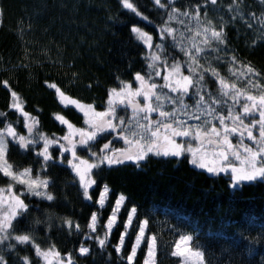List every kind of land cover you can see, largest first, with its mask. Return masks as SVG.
Masks as SVG:
<instances>
[{"label":"trees","instance_id":"1","mask_svg":"<svg viewBox=\"0 0 264 264\" xmlns=\"http://www.w3.org/2000/svg\"><path fill=\"white\" fill-rule=\"evenodd\" d=\"M231 2L218 0L212 5L207 0H172L170 7L189 13V16L177 15V19L169 22V26L176 29L174 41L172 37L159 38L158 29L167 19V13L155 6L153 0H134L147 20L123 8L120 0H0V112L6 114L0 116V129L11 124L20 135H28L24 116L9 107L12 103L9 88L21 98L23 110L39 121L38 131L49 138H59L68 132L67 127L54 118L55 114L63 115L76 128H85L83 114L73 106L65 108L55 89L47 84L54 83L68 96L83 104H92L96 111H104L109 90L118 88L121 80L138 86L134 81L136 73H152L151 82L160 86L161 78L156 77L154 71L167 68L173 60L181 62L185 75H189L188 57L181 49H191L193 43L204 47L199 43L202 36H194L204 27L219 30L223 25L225 42H213L211 49H205L199 57L200 64L215 68L229 83L235 82L237 87L259 94L260 88L251 87L248 81L264 86V0H237L229 10ZM197 5H200L199 22L194 18ZM181 20L184 23H180ZM132 25L153 35V43L163 44L164 51L145 47L130 31ZM152 51L161 55L166 64L157 62L156 69H149L148 57ZM244 65H250L259 75L233 76L229 71L245 72ZM4 81L8 82V87L4 86ZM204 83L206 90H201V94L205 96L206 105L214 98L222 101L212 105L216 110L213 116H227L229 108L236 113L245 102L241 98L234 104L229 97L221 96L220 85L208 73H205ZM157 91L175 95L161 87ZM198 98L192 90L190 96L184 97V103L189 106V114L201 115L199 121L180 113L179 104L165 102L164 110L170 112L175 107L177 117L188 125L220 127L219 119L197 110ZM118 111L126 120L133 116L124 107ZM255 119H258L255 113L245 118L246 122ZM253 133L258 136V127ZM7 139L9 162L18 170L31 167L33 176L40 173L42 178L48 179L47 190L54 196L52 201L31 195L22 197L30 210L16 222V234L30 231L42 248L55 245L62 256L70 253L74 264H127L126 257L138 228L129 229L130 235L125 238L120 254L115 252L114 245L124 231L127 210L133 206L137 208V224L139 220L148 219L146 235L157 237V264L181 263L171 252L183 234L193 236V244H198L204 252L206 264H264V181L242 182L233 187L231 175L211 174L196 168L189 163L187 154L179 159L149 155L139 168L126 162L93 169L97 183L89 190L92 199L87 200L78 178L67 164L69 153L64 154L67 159L61 163L56 159L58 146H52L50 152L54 159L45 169L42 158L36 155V151L43 148L42 141L25 151L11 138ZM109 141L115 147L122 145L120 138L103 134L93 149L98 152L100 142ZM86 152L80 149L78 155ZM9 184L13 182L0 174V188ZM105 185L110 191L101 208L97 200ZM13 191L20 193L24 186L13 184ZM121 194L126 197L125 206L108 242L100 248L95 239H86V235L104 236L106 221ZM93 212L98 214L95 233L88 229ZM65 220L79 224L80 231L69 228ZM8 243L15 242L0 245V254L9 264H19V257L23 256H29L34 264H43L30 245H17L16 251L10 253ZM82 244L90 249L88 255H80ZM146 251L147 246L143 244L135 264H143Z\"/></svg>","mask_w":264,"mask_h":264},{"label":"snow or ice","instance_id":"2","mask_svg":"<svg viewBox=\"0 0 264 264\" xmlns=\"http://www.w3.org/2000/svg\"><path fill=\"white\" fill-rule=\"evenodd\" d=\"M208 3L216 5L218 0H207ZM237 0H232L229 5V10L235 5ZM123 8L135 13L136 16L144 20L148 18L143 16V13L138 10L134 0H120ZM155 6L159 9H165L167 19L159 27V38L165 40L167 37H172L176 41V29L169 26V22L177 19V15L189 16L188 12L181 13L179 9L170 7L172 0H153ZM207 13L205 12V15ZM194 18L200 20V5H197V10ZM235 18V17H234ZM180 23H184L182 20ZM211 22H209L210 24ZM251 27V24L248 25ZM130 31L135 38L140 41L148 49H160L164 51V45L153 43V35L142 30L136 25H132ZM191 32V28L188 29ZM203 32V35H202ZM201 31L194 33L195 37H201L199 41L204 47L198 46L197 43L192 44L191 49L182 48L181 51L188 57L187 68L189 75H184L181 72V63L176 62L165 69L167 74L162 75L160 70H155L154 75L161 77L164 84L158 86L151 82L152 73L142 75L136 73L134 81L138 86L133 88L132 82L120 81L118 88H112L108 92L107 105L104 111H96L92 104H83L80 101L68 96L56 84H47L48 87L55 89L59 102L65 107L73 106L85 117L86 128H76L63 115L55 114L54 118L61 124L65 125L68 132L59 138H49L42 132L38 131L39 121L36 117L31 116L23 110V102L18 94L11 92L12 103L9 107L19 112L25 118V127L28 135H20L16 129L7 124L3 129H0V174L8 177L13 184L24 186V191L16 193L13 191V184H9L7 188H0V245H4L7 241L15 243L7 244V251L14 252L17 245H30L35 252V256L39 258L43 264H74L71 254L64 256L56 250L55 245L44 249L34 239L30 231L16 234V222L23 218L29 212V204L25 202L27 195L35 196L41 199L52 201L54 196L48 192L50 181L42 178L40 173L33 176L31 167L24 168L22 171L14 167L8 160L9 140L11 138L14 143H17L22 150H29L30 146L43 142V148L36 151V155L42 158V165L46 169L49 161L54 159L53 153L50 152L52 146H58L59 159L63 163L67 157L65 153H71V159H67V164L76 177L79 178V183L83 189L84 198L91 200L89 190L96 185V180L93 179V169L107 165L109 167L131 162L136 167H141V162L146 161L149 155L157 157H173L181 158L184 154H189L191 159L189 163L196 168L204 169L208 173L218 174L222 172H230L233 187L240 185L242 182L264 181V86L259 83L248 81L253 88H260L259 94H252L244 88L237 87L235 82L229 83L225 78L221 77L215 68H205L199 62V57L205 53V49H211L212 43L223 44L224 29L223 25L219 30L211 27H204ZM178 43V41H177ZM215 50V49H213ZM149 69H156L157 62L166 64V60L162 61L161 55L156 51H152L148 57ZM233 62L236 58L232 57ZM245 72L229 69L233 76H245L247 73L259 75L250 65H244ZM202 69V71H198ZM205 73L216 78L220 85V95L229 97L234 104L239 103L242 98L245 102L240 106V110L233 113L229 108L227 116H213L216 111L212 105L220 104L222 101L219 98L211 100L210 104L206 105L205 96L201 94V90H206ZM4 86L8 87V82L4 81ZM47 83V82H46ZM158 87L167 88L169 93L175 94L170 96L157 91ZM192 90H195V95L199 98L196 101L195 107L198 111L205 112L214 119H219L220 127L212 125L209 128H202L199 125H188L185 120L177 117V109L174 107L172 111L164 110L165 102L173 105L179 104V112L189 119L199 121L201 115L189 114L184 103V97L190 96ZM142 100L138 99L141 98ZM117 106L131 108L133 116L126 120L123 116L117 114ZM156 113L159 120H153L151 114ZM258 114V119L246 122L245 118ZM6 115L0 112V116ZM167 118V121L166 119ZM226 120L232 121V126L226 124ZM133 122L134 125H133ZM258 127V136L254 135L253 129ZM120 139L128 145L124 149H115L111 147L112 142L105 143L100 148L99 152L94 151V143L98 137L104 133L117 132ZM239 134L244 137L245 134L248 140L253 141L256 148L241 143L233 145L229 139V134ZM7 137V138H6ZM36 137H39L37 139ZM191 137L197 143L193 147L192 144L178 142L176 138ZM64 141L65 143H61ZM87 150L89 158H82L77 153V149ZM243 152V155H242ZM230 156L239 163H232ZM107 185L103 187L99 194L97 203L101 208L105 206L106 199L109 194ZM126 197L121 194L117 197L112 211L105 225L106 231L103 237L86 235V239H95L100 248H103L108 242V237L111 235L112 229L117 225L121 208L125 206ZM137 208L133 206L127 210V218L124 221V231L120 234L119 242L114 245L115 252L120 254L125 247V238L130 235L129 229L138 228L135 239L132 243L131 250L128 253L126 260L127 264H135L137 252L143 244H146L147 251L143 264H157L158 242L155 235H146V230L149 226V220H139L136 222ZM98 214L93 212L88 229L95 233L97 230ZM39 223V221H36ZM64 223L69 227H75L77 232L80 231V225L75 224L71 220H65ZM193 236L183 234L173 246L171 255L173 257H181V264H189L190 260H194V264H206V257L203 251L200 250L198 244H193ZM90 249L81 245L79 253L81 256L88 255ZM0 264H9L5 256L0 254ZM19 264H34V261L29 256L19 257Z\"/></svg>","mask_w":264,"mask_h":264},{"label":"rangeland","instance_id":"3","mask_svg":"<svg viewBox=\"0 0 264 264\" xmlns=\"http://www.w3.org/2000/svg\"><path fill=\"white\" fill-rule=\"evenodd\" d=\"M176 62H178V61H171V63H170V65L171 64H173V63H176ZM181 63V62H180ZM169 65V66H170ZM168 66V67H169ZM165 69L166 68H162V69H160V71H161V73H162V75H164V74H167L166 72H165ZM181 72L185 75V72H184V69H183V67H182V63H181ZM161 78V82H160V85L162 84H164L165 82H164V80L162 79V76L160 77ZM136 86H133V88H135ZM164 90H168L167 88H164ZM169 91V90H168ZM169 95V94H168ZM138 99H140V100H142V97L141 98H138ZM108 107V106H107ZM121 108H123V106H117V112H118V110H120ZM124 109H126V110H131L132 111V109L131 108H126V107H124ZM133 114V112H131V115ZM158 115L156 114V113H152L151 114V118L153 119V118H155V117H157ZM85 118V117H84ZM154 120V119H153ZM226 124L228 125V126H232V121L231 120H226ZM87 127V125L85 126V128ZM120 130H117V132H108V133H104V134H111L112 136H114V138L116 139V138H119L118 137V135H117V133L119 132ZM7 138V137H6ZM177 139V141L178 142H183V143H185V144H192L193 145V147H195V146H197V143H196V141L194 140V139H192L191 137H184V138H180V137H178V138H176ZM229 139L232 141V143H233V145H239L240 143H241V140L243 141V144H245V145H248V146H251V147H253V148H256L257 147V145H255L254 143H253V141H251V140H248L247 139V136H246V134H245V136L244 137H241L238 133L237 134H229ZM121 141H122V145H123V147L124 148H127L128 147V145H126L125 143H124V141H123V139H120ZM97 141H98V139H97ZM96 141V142H97ZM95 142V143H96ZM112 142V141H111ZM61 143H65L64 141H61ZM105 143L104 142H100V147H99V150H100V148L101 147H103V145H104ZM111 147L112 148H115V149H118L117 147H115V145L113 146V145H111ZM94 150V149H93ZM95 151V150H94ZM99 152V151H98ZM77 153H80V149L78 148L77 149ZM187 154V153H186ZM69 155H70V159H71V153H69ZM190 158L189 159H191V156L189 155V154H187ZM242 155H243V152H242ZM82 158H89V155H88V152H86L85 153V155H80ZM230 161L232 162V163H236V164H238L239 162L238 161H236L233 157H231L230 156ZM21 171L23 170V169H20ZM204 170V169H203ZM206 171V170H205ZM223 174H229V175H231L230 174V172H222ZM78 178V177H77ZM78 180H79V178H78ZM7 188V187H6ZM5 188V189H6ZM108 220V219H107ZM106 223H107V221H106ZM180 238V237H179ZM179 240V239H178ZM85 247H88V246H85ZM180 258V261H182V258L181 257H179ZM43 263V262H42ZM181 264V263H180ZM189 264H194V260H190L189 261Z\"/></svg>","mask_w":264,"mask_h":264},{"label":"flooded vegetation","instance_id":"4","mask_svg":"<svg viewBox=\"0 0 264 264\" xmlns=\"http://www.w3.org/2000/svg\"><path fill=\"white\" fill-rule=\"evenodd\" d=\"M131 111V110H130ZM132 112V111H131ZM118 113H119V111H118ZM154 119V121L155 120H159L160 118L157 116V117H155V118H153ZM166 119V118H165ZM166 121H167V119H166ZM219 128V127H218ZM117 130H119V129H117ZM118 149H124V147H123V145H121V147H117Z\"/></svg>","mask_w":264,"mask_h":264}]
</instances>
